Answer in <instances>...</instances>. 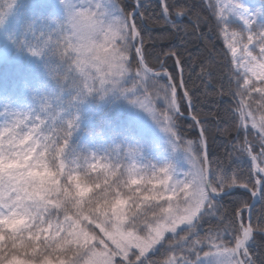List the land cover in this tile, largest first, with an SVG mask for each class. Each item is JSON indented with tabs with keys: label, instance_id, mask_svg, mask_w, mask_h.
I'll return each mask as SVG.
<instances>
[{
	"label": "snow or ice",
	"instance_id": "snow-or-ice-1",
	"mask_svg": "<svg viewBox=\"0 0 264 264\" xmlns=\"http://www.w3.org/2000/svg\"><path fill=\"white\" fill-rule=\"evenodd\" d=\"M63 2L76 43L65 41L61 49L56 42L66 64L61 79L72 80L80 99L115 93L129 99L170 134L188 170L180 171L184 163L145 164L140 149L127 143L77 151L71 138L79 117L65 120L49 105L5 111L0 126V264H264V0H208L207 5L203 0L199 5L160 0L173 37L182 29L185 35L195 34L205 24L217 38L223 36L228 51L216 78V95L239 98L230 110L239 113L235 128L243 134L242 141L239 134L228 141L231 151L223 157L212 150L206 128L195 140H185L178 131L177 89H185L181 103L187 100L189 106L195 94L183 78L174 82L175 69L182 73L185 63L180 51L153 53L144 47L142 24L151 19L144 0ZM235 23L242 30H231ZM30 51L40 56L44 49ZM173 57L170 74L163 69ZM200 63L198 78L207 87L213 70ZM129 80L133 87L125 88ZM161 80L166 81L159 92L167 110L157 115L150 99L145 96L146 104L137 91ZM124 145L142 166L116 161L104 165L102 178H93L90 173L98 165L89 166L90 161L101 152V160L111 161ZM245 163L247 170H240ZM239 189L250 192L249 200L231 199ZM257 203L262 205L258 222L244 223L243 214L251 220Z\"/></svg>",
	"mask_w": 264,
	"mask_h": 264
},
{
	"label": "trees",
	"instance_id": "trees-1",
	"mask_svg": "<svg viewBox=\"0 0 264 264\" xmlns=\"http://www.w3.org/2000/svg\"><path fill=\"white\" fill-rule=\"evenodd\" d=\"M149 6L148 12L151 14V19L143 22L145 44L144 47L153 53H160L161 50L167 52L170 48L181 52L185 61L183 66V80L187 83L188 89L195 94L193 101V115L198 120L203 121L202 127L208 130L209 142L212 146V150L219 156L223 157L227 152L231 151V144L228 141L232 140L238 135L235 125L239 122L238 116L230 109H235L236 101L231 96L225 94L223 97L216 95V83L220 72L223 70L224 53L227 52L223 36L217 38L215 32L210 31V24H205L200 27V30L195 34L189 33L185 35L183 29L179 35L173 37L171 33L173 29L167 23L162 15V6L159 2L152 0H144ZM174 0H168V3H173ZM189 3L199 5L202 0H188ZM214 2V0H213ZM203 3L207 5L208 0H203ZM15 6L13 0H0V14L4 13L6 9ZM5 15V14H3ZM2 15V16H3ZM201 15L210 16L207 11H202ZM9 20L8 25L0 28L5 30V38L7 42V53L1 55L0 53V115L3 113L4 101L10 92V85L13 76H8L10 68L9 64L14 61H28L30 64V72H26L23 81L20 83V89L25 93L27 87L32 88V82L37 75L41 76H53V84L57 88L60 97L54 99L53 111L58 113L63 119L67 120L73 116H78V127L73 133L71 138V147L77 151L82 150L87 143L94 139H102L104 141L114 142L112 138L111 129L118 126L119 114L117 113L120 105H125V115L131 106L129 99L120 96L119 94L113 98L100 101L96 94L87 96L80 99L76 96V90L72 86V80L61 79L66 64L60 59L56 48L51 50H45L43 48V38L39 32V27L36 28V24L43 25L44 22H48L51 17L61 18L63 14L56 10L54 4L44 3H30L27 4L26 0L15 6L13 13L7 15ZM1 17V16H0ZM1 19V18H0ZM1 23V20H0ZM137 23H141L139 20ZM184 24H188V20L183 21ZM64 35H68L71 39V31L68 30L67 25L64 27ZM201 36V40L199 38ZM69 38V39H70ZM66 38L65 41L71 45L73 40ZM65 44V43H64ZM4 45L0 44V51H2ZM64 47V46H63ZM63 47L61 49H63ZM43 48L44 51L40 56L33 55L30 50ZM14 49V50H12ZM70 50V49H69ZM131 59V57H130ZM163 59V57H162ZM230 59V56H229ZM175 57L167 61V67L165 68L170 74L172 73V67ZM204 62L205 70L208 66L212 68L213 78L207 87L204 86L201 79L198 77L201 74L202 68L200 61ZM32 63V64H31ZM155 63V57L153 56L149 60V67ZM132 72L136 71V66L133 64ZM175 82H179L178 67L175 69ZM27 76H29L27 78ZM26 83V84H25ZM138 83V82H137ZM166 82L159 81L158 83L149 81L139 87L137 95L145 100L147 96L151 105L155 108L157 115L165 112L167 106L163 100V93L159 92L161 86ZM193 83L195 87H193ZM225 89L230 85L227 80L223 81ZM24 85V86H23ZM234 87V83L231 85ZM125 88H132L133 82L131 80L124 86ZM147 89V92H145ZM32 90V89H31ZM159 93V95H156ZM31 95V91L29 92ZM182 93L179 91V104L180 110L183 114L188 115V107L186 101L181 103ZM247 100V98H245ZM252 111H256V105L253 104ZM257 119L260 112H256ZM177 129L182 133L185 140H195L198 135L196 126L190 121L180 118L177 122ZM250 127V124H249ZM224 129H230V132L224 135L220 133ZM127 130L120 134L117 144L127 143L140 149L143 157H156L159 158L161 150L159 149V142H156L151 136L145 139H139L136 132ZM241 141L243 140V134L240 133ZM249 140H253V135H249ZM126 153L129 155V147L124 145ZM259 149H257L258 151ZM131 157V156H130ZM132 158V157H131ZM235 167V165L233 166ZM247 163L241 165L240 170H247ZM251 187V185H249ZM250 194L238 190L231 199H244L249 200ZM261 207L259 204L253 213L252 224H256L261 217ZM244 223L246 222V214H243ZM207 228V225H205ZM257 253L261 251L256 250Z\"/></svg>",
	"mask_w": 264,
	"mask_h": 264
},
{
	"label": "rangeland",
	"instance_id": "rangeland-1",
	"mask_svg": "<svg viewBox=\"0 0 264 264\" xmlns=\"http://www.w3.org/2000/svg\"><path fill=\"white\" fill-rule=\"evenodd\" d=\"M25 0H13L15 3V6L17 7V4L22 3ZM27 4L30 3H44L47 4H54L57 5L58 10L63 14L61 18H54L51 17V19L48 22H44L43 25L36 24V28L39 27V32L43 38V48L45 50H51L52 48H56V42H60L61 48L64 46L66 38L69 39L70 37L68 35H64V27L67 25V9L66 5L63 2V0H26ZM69 2H77V3H83L84 0H69ZM14 7L10 9L5 10L4 13L0 14V25L2 27H5L8 25L9 20L7 15H10L11 12L13 13ZM5 14V15H3ZM3 15V16H2ZM242 24L235 23L232 25L231 30H242ZM71 37L69 40H73V44L76 43V38L73 36V33L71 32ZM200 40L202 39L201 36H199ZM47 42V47H45V44ZM0 44L4 45L2 51H0L1 55H5L7 53V42L5 38V30L0 28ZM226 47V46H225ZM251 47V46H250ZM14 50V49H12ZM227 50V48H226ZM228 51V50H227ZM258 48L254 50V54H258ZM239 54V53H238ZM229 56L231 58V54L229 53ZM34 60V55H33ZM32 64V63H31ZM9 74L8 76H13L14 79L11 81L10 85V92L7 96L6 100L4 101V107H3V113L5 111H11V112H29L34 110H39L45 105H49L51 107V110L53 111L54 99L60 97V93H58L57 88L54 86L53 81L54 77L52 76H41L37 75L34 77V80L32 82V90L27 87V92H23L22 88L20 89V83L23 81L26 72H30V64L28 61H14L9 64ZM29 76H27L28 78ZM259 83V81H257ZM26 84V83H25ZM127 84V83H126ZM124 84L123 86H125ZM24 86V85H23ZM99 86V84H97ZM31 91V95H29V92ZM119 93L115 94H109L108 96L104 97L103 99L96 94L99 97L100 101H104L108 98H113L114 96L118 95ZM147 104V102H145ZM0 115V126L4 124L5 117L4 115ZM117 113L119 114V123L117 127H114L111 129V135L113 139L115 140L112 144H107L102 139H94L90 141L89 144L83 147V149H88L94 151L98 145L103 146L104 148L111 147L113 144H116L115 142L118 140L121 133L130 130L131 132L129 134H132V132L137 133V137L139 139H143L147 136H151L154 140L159 141V149L162 151L159 158L156 157H143L144 161L143 163H155L157 165H163L165 163H171L173 165H177V163H184L185 166L180 169L181 172L187 171L188 166L186 164V160H184L183 153L179 151L178 149H174L173 143H172V137L169 133L165 132L163 130V127L156 124L152 118L144 112L139 107L131 104L128 113L123 115L125 113V105H120L118 107ZM51 126V125H50ZM51 135V133H48ZM119 144H116L115 147L119 148ZM104 153L101 152L97 160L90 161L89 166L91 163H95L98 165L97 170L91 171V175L93 178H95L98 174L101 175V178L103 177V167L106 164L115 163L116 161H119L120 165H128L131 163H136L137 167H141L142 165L132 160V158L126 153V151H116L112 153L111 161L108 160H101L100 156H103ZM117 175H119V169L117 170ZM126 178V177H125ZM183 179V176L180 177ZM110 179H115V177H110ZM155 183V181H154ZM157 187H159V184H157ZM91 193H87L86 196H90Z\"/></svg>",
	"mask_w": 264,
	"mask_h": 264
},
{
	"label": "water",
	"instance_id": "water-1",
	"mask_svg": "<svg viewBox=\"0 0 264 264\" xmlns=\"http://www.w3.org/2000/svg\"><path fill=\"white\" fill-rule=\"evenodd\" d=\"M154 1H156V0H154ZM184 20H186V18L184 19ZM163 71H165V69H163ZM183 93H184V91H183ZM177 98H178V89H177ZM238 116H239V113H238ZM183 117V116H182ZM192 114H190V116L188 117V119L189 120H191L195 125H196V127H197V129H198V133H200V131H201V124H199V123H197L195 120H193L192 119ZM184 118H186V117H184ZM258 204V203H257ZM257 204H256V206H257ZM251 221H252V217H251V220H249L248 219V213H247V223H251ZM246 223V224H247Z\"/></svg>",
	"mask_w": 264,
	"mask_h": 264
}]
</instances>
